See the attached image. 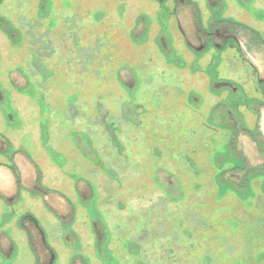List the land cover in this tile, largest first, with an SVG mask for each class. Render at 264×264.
<instances>
[{"label": "rangeland", "instance_id": "obj_1", "mask_svg": "<svg viewBox=\"0 0 264 264\" xmlns=\"http://www.w3.org/2000/svg\"><path fill=\"white\" fill-rule=\"evenodd\" d=\"M153 2L0 0V264H264V0Z\"/></svg>", "mask_w": 264, "mask_h": 264}, {"label": "flooded vegetation", "instance_id": "obj_2", "mask_svg": "<svg viewBox=\"0 0 264 264\" xmlns=\"http://www.w3.org/2000/svg\"><path fill=\"white\" fill-rule=\"evenodd\" d=\"M154 1V2H153ZM218 1L219 0H204L205 5L208 7L206 11L214 9H217V5H218ZM152 2L157 5H161V6H170V5H174V9L175 10H180V9H184V10H190L192 12V14L194 15L192 18V21L195 23V21L197 20L195 17V15L199 12H202L205 8L203 6V3H201V0H152ZM1 5V3H0ZM204 8V9H203ZM209 13L206 12V15H208ZM196 19V20H195ZM260 20L256 21L255 24H257V22H259ZM264 20H261L260 22H263ZM1 26V25H0ZM195 39H196V46L191 45L190 42L186 41L185 42V46L188 49V52L186 54H188V60H186V55L184 56L185 59V63L188 67L191 66V63L193 62V60H195V57H197L198 62H200V60L203 58L201 56H199L200 52H206L207 49L213 48L216 51H220L221 49L225 48L226 46H228V43L230 42H234L236 47L238 49L244 47L242 45H245L246 47V51L247 49H249V47L251 48V45H257L258 43H264V40L262 38V33L259 32L256 34L255 37H253V34L250 32H246L245 31V42L242 43L241 39L238 38L235 34H231L229 31L225 30L224 32H217L216 30H212L211 32H205L203 27H201L199 24L195 25ZM0 32H2V29L0 27ZM244 32L243 30L241 31V33ZM10 36H8L9 38ZM243 51V50H242ZM191 72V71H190ZM191 72V73H195ZM218 75H220V71L218 70V68L214 69V77L215 79H217ZM216 81V80H215ZM214 81V82H215ZM214 82H212V85L214 86ZM220 83V82H218ZM217 83V84H218ZM210 84V82H209ZM221 84V83H220ZM252 84L251 88L248 89L247 92L243 91V94H245V101L248 100L249 98H252L254 96V94L256 95H260L263 97L264 99V80L259 79V74L257 73V71H255V78L252 80ZM216 86L212 87V91H210L212 94H214L215 96H217V98H221L222 94H216L217 90L215 89ZM221 87H227L228 88V92L230 95L234 96L237 104L236 109L237 112L242 113V110L245 111H251V115L253 117H258V113L257 111H254V108L250 107L248 105V103L243 102V100L241 99V96H237L235 93L236 88L234 86H232L231 84L229 85L228 83H222ZM219 89V88H218ZM250 92V93H249ZM263 101V100H262ZM259 106H264V102L258 103ZM258 106V107H259ZM257 110V109H256ZM231 115V113H227V116ZM246 121V120H245ZM15 153H13V157H14ZM13 166L16 169V174L18 175V170L16 168V165L13 162ZM11 166L8 167V169L11 170ZM12 172V170H11ZM14 175V174H13ZM15 181L19 182V179H17L14 175Z\"/></svg>", "mask_w": 264, "mask_h": 264}, {"label": "trees", "instance_id": "obj_3", "mask_svg": "<svg viewBox=\"0 0 264 264\" xmlns=\"http://www.w3.org/2000/svg\"><path fill=\"white\" fill-rule=\"evenodd\" d=\"M11 170H12V172H13V174L15 175V177L17 178V172H16V169H15V167L14 166H12L11 167Z\"/></svg>", "mask_w": 264, "mask_h": 264}, {"label": "crops", "instance_id": "obj_4", "mask_svg": "<svg viewBox=\"0 0 264 264\" xmlns=\"http://www.w3.org/2000/svg\"><path fill=\"white\" fill-rule=\"evenodd\" d=\"M194 39V38H193Z\"/></svg>", "mask_w": 264, "mask_h": 264}]
</instances>
